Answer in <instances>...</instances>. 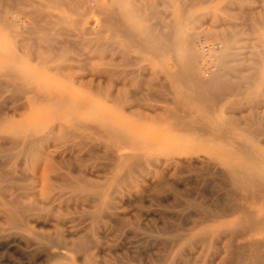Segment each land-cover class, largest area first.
I'll return each mask as SVG.
<instances>
[{"label": "rangeland", "instance_id": "1", "mask_svg": "<svg viewBox=\"0 0 264 264\" xmlns=\"http://www.w3.org/2000/svg\"><path fill=\"white\" fill-rule=\"evenodd\" d=\"M55 1H58L59 3ZM84 1L87 3V5L86 3H84ZM84 1L81 4L83 5L81 8V5H78V4L75 5V7L74 6L72 7L73 3L75 4L74 0L73 2L71 0L70 1L68 0L67 1L66 0H30V1L29 0H20V1L0 0V13L3 10V8L4 10L2 11V13L5 12L7 8H10L9 10L11 11L12 9V11L8 16L9 17L12 16L11 19L15 18L14 25H13V21H10L8 23L9 26H7V24H4L3 23L4 21L0 22L1 24L0 25V54H1L0 67L1 69L5 68L6 66L11 65L14 68H17L18 70L20 69L19 71H24V73L28 75L27 76L23 75L22 77H24L25 79L27 77L28 80L31 81V85L33 86V88L36 87L35 90L40 89L39 91H41L42 89V91H46V89L48 88L55 89L56 91L57 89L58 91L63 90V93L65 92V94L68 96L67 102L68 103L71 102L70 107H72L74 105V102L76 103L77 101V103L75 104V108L72 107L74 111L73 113H75L74 115L70 111L72 108L68 111L65 107L64 108L66 110L63 109L64 105L68 106V103L66 102L65 103L63 102V106L62 104H58V105L55 104L56 106L61 105L59 106V108H62V110L61 109L58 110V107H56V112L54 114L52 113L55 110L54 104H50L49 101L45 103L46 99L42 102L39 100L37 101L32 100L31 102V100L29 99L26 102L27 97L24 94L23 96L24 100H23L22 98L23 93H20L22 91H26V90H23V87L21 91L18 89V91L20 92L16 91L17 89H15L14 91L11 88H6L5 90H2L3 93L0 91V93L2 94V95L0 94V136H1L0 137V191L2 190L1 192L3 193V195H1V192H0V199H1L0 200V264H64L65 260L57 257V254L56 256L54 254L57 249H62L63 251L66 250L64 252L69 254V256L71 255L69 259L72 257L71 259H72V262L74 261L73 262L74 264H86V263L87 264H159V263L163 264L165 261H168V260L171 262V259L172 261L175 259L179 261L182 258V256H180L179 258V255H178L177 258L179 260L177 258L173 259L174 257L177 256L176 251L172 249L174 246L177 247V249L180 247L181 248L186 247V249L182 248L181 252L182 250H183L182 253L187 252L188 254L186 253V255L184 254L183 256L185 257V260H187V262L189 260H190L189 262H191V263L189 262L186 263V261L184 260L182 263H180L183 260L184 258L183 257L181 261H179V264H192L194 262L193 260H196L195 261L196 263L194 264H226V263L227 264H238L236 253H233L235 250L233 252L231 251V254H234V256L236 257L232 258L233 257L232 255L231 258L229 257L230 260L229 259L228 260L224 259V261L222 260L224 258L225 253L228 250L233 249L229 247V249L226 250L228 248V247L226 248L227 245H222L226 243V239H228L226 237L228 236L224 235L225 239L223 237L224 240L222 241V244L220 243L222 240L220 238L222 237L221 234H220L221 236H217L219 237V239L215 238L217 239V241L218 240L220 241V242L218 241L220 244L218 242H210L212 246L213 245L217 246L218 244L221 245V246L218 245L217 248H214V249H213L214 246L211 248L210 243H208L209 241L207 242L208 244H206L205 242L206 245H204L203 242H202L203 244L200 242L201 245H199V242H195V244L197 243L198 244L196 246H194V244H191V247L189 246L190 247L189 248L188 246H186L187 244L186 245L184 244L186 243V239H185V242L179 238L172 239L173 236L178 233L184 234V235L185 234L189 235L191 233L190 235L194 238L200 232V230L205 229V228L210 229V231L212 232H216V228L222 227L221 225H224V222L228 223L239 216L240 213L234 212L236 214L232 215L233 210L230 211L231 209H233L232 206L230 205L235 203L234 201L239 202V200L237 198H235L236 200L233 198L234 192L231 190L232 183L229 180V178H227V176L224 175L226 174V172L221 171V170L226 169V167L224 166H227L228 164H226L225 161H224L225 163L223 162V165L218 164L215 166L213 164L206 163L208 166L210 165L212 168V169L211 168L208 169L210 166L208 167L205 163H202V161L205 162V160H207L210 151L217 150L220 148L231 149L232 146L231 145L230 146L228 145L226 147L221 146L225 138L224 139L223 138L212 139L208 136L207 137L200 136L199 135L200 132L198 131V128H194V129L187 128L186 129L183 127L179 128L181 126L171 127L170 125H168L167 119L162 120L163 118L162 119L159 118L157 114H160L161 111L163 113L165 109L169 108L171 106L170 105L171 102H173V99L176 100L177 98L176 101L181 100V102H185V103L186 101L190 102V99L188 97H183V96H182L183 98L181 97L178 100V97H180V95L183 94V92H185V94L187 92L185 88L183 89L184 85L185 86L187 85L186 87H188V84H186L187 81H184L185 79L183 78L182 73H181L182 71V67L180 64L181 54H179L180 49L182 48V46H184V42H183V37H185L184 32L186 31L185 33L190 34V35L194 34L193 36L192 35L191 36L194 39L193 44L195 47H197V50L199 52V57H200L199 64L201 68L200 75L202 76V78L208 79L210 78L212 73L211 74L209 73V76L207 75V77L204 74V67H205V63L207 62V56L202 51L199 45L200 43L199 41L201 39H205L207 41H212V42L215 41L217 43H220L218 48L213 51L214 52V58H213L214 67L213 68H215L216 67V56L219 53L218 51L224 48V45H223L224 41L226 37H228V34L230 33V31H235V30L240 31L239 39L234 44L235 45L234 51L237 52V58L245 60V62H249V59L252 60L254 53H258L259 51L261 52L264 49V24H263L264 23V0H235V1L233 0H124L125 1L124 3L127 4L126 6L129 5L128 6L129 8L131 7V3L134 2L132 3V5L134 6H132L130 10V12L132 13L131 14L132 18L129 16L131 18L132 27L134 28V29L131 28V31H133V32L130 31L131 33L128 31L130 30L129 27L128 29L126 28L128 33L127 32L120 33V31L119 33H117L118 30L114 25H108L106 24L107 22L105 21L103 22V20H105L104 12L102 14V11L100 12L97 9H98V6L100 5L99 3L106 2L109 0H101V1L92 0V2L91 0H84ZM136 3L137 4L140 3L139 5L141 9H139L140 8L139 6H135ZM192 4L194 6H192ZM88 5L89 7H87ZM78 6H80L81 9ZM134 7H138V9ZM72 8H74V10ZM90 8L93 10H90ZM87 10H88V13L89 12L90 13L86 15ZM132 11H134V13ZM96 12L97 14H100V15H97ZM133 19H135L136 24L133 23L134 22L132 21ZM76 21L78 24L76 23ZM260 21H262L263 23H261ZM51 22L58 23L57 25H55L56 26L55 29L51 28L52 26L54 27V24H55V23L52 24ZM11 23L13 26L11 25ZM103 23H105V25ZM131 23H129L130 26H131ZM169 26L170 28H168ZM164 27L165 28L167 27V28L165 29ZM171 27H172V31H170ZM168 29H170L169 32H167L169 34H168V37H166L165 39V35H167V33L163 34L162 32H166L168 31ZM111 30L112 32L116 30V32H114L116 34L113 33L112 37H110ZM82 31H83L82 33L83 35L87 33L86 35H84V37L81 34ZM151 31L153 32L151 33ZM69 33H71V35ZM149 33H151L152 35L150 36ZM153 33L157 34V37L162 34L160 38L162 40L164 39L163 42L165 40L166 42L162 44V42H160L159 37L157 38L155 35H154L155 37H153ZM46 35H48L49 39L51 40H48ZM64 35H67V37ZM69 35L70 37L71 36L73 37L70 38ZM181 36H182V40H181ZM53 37L55 39H53ZM168 38L171 41L173 39L172 45L175 42L173 46L176 49H173L172 45H171L172 46L171 48L167 47L170 50L166 48L162 49L164 44L166 47V45L170 42L169 41L167 43ZM174 38L175 40L176 38L178 40L174 41ZM258 38L262 40L259 41ZM83 40L84 42H82ZM88 40H91V41H88ZM258 41L261 43H259ZM181 42H182V45H181ZM50 44L53 46H51ZM179 46L180 48H178ZM65 47H66V50H64ZM49 49H52L50 53H49ZM52 51L56 52L57 54L53 53ZM172 53L174 54L172 55ZM78 55L79 57H81L80 59L78 58L79 60L78 62L80 63L77 62ZM262 56L264 57V55ZM51 57H54L53 61L51 60L52 59ZM56 58H57V61H56ZM67 58H69L68 61H67ZM100 59H102V61ZM174 61L175 62L177 61L176 64ZM75 62H77L76 63L77 65L75 64ZM64 63L65 64L67 63L66 66L68 65L67 67L64 66L65 69L67 68L66 71H64L65 69L62 68ZM69 64L72 67L69 66ZM58 65H60V67ZM79 65H81V67H78ZM74 67L76 68L74 69ZM55 68L58 70H54ZM70 68L72 69L70 70ZM262 68L261 70H263L264 72V67ZM104 69L105 71L106 69L108 71H106L105 73ZM69 70L71 71L70 74L68 73ZM72 70L75 72H72ZM57 71L61 73H58ZM98 71H100L101 73H98ZM238 74L239 72H236L234 75L238 76ZM77 77H79L81 80H79V78ZM28 80H26V82L24 80V83L22 81L23 85L20 84L21 86H24V89L28 87H32ZM109 80H111L110 83H109ZM99 81H100V84H99ZM182 82H184L185 84L184 83L182 84ZM25 83L27 86L25 85ZM84 83L87 86L84 85ZM101 85L104 87L105 86L106 87L108 86V87L104 88ZM181 85L183 86L181 87ZM99 86H101L102 88L100 89ZM150 86L153 89H151ZM256 86L258 87L257 90H255ZM147 87H149V90H148V92L150 91L149 93L147 92V89H146ZM121 88L122 89L125 88L124 89L125 91L123 90L122 93H121V90H122ZM155 88H158V90ZM252 88L253 89L255 88L254 89L255 91H253ZM252 88L249 90V93L251 92L250 95H252L251 99L253 98L252 100H254L253 101L254 104H255V101L256 102L258 101L257 103H259L260 105L258 104L257 106V103H256L253 107V103L251 102L250 98H248V100H245V101L243 100L240 103V107H243L242 109L243 112L242 111L239 112L237 114L238 115L237 118H240V116H243V114L245 113L247 114L250 111V113H248L250 116H247V117L250 118L251 121L249 119L246 120L245 116L240 118V120L242 119V121L238 119L239 124H240L239 128H242L241 126L245 127L248 125H249L248 126L249 128H251L252 126L253 128H255L254 125L257 124L258 122L256 118H259L261 116L262 118L264 117V101H263L264 94L262 95L263 92L261 91V90L264 91V80L262 79L255 80V82H253L252 84ZM161 89H163V91ZM107 90L108 91L112 90L113 92H116V93L118 90H120L119 96H121L122 94L125 100L127 97V100L125 101L122 98L123 99L122 101L120 97L119 99L120 103L119 101H117L118 102L117 103L114 100H111V98H109L110 95H115V94L112 92L110 95H108L110 91L107 92ZM178 90L179 91L182 90V93L181 91L179 92ZM171 92L172 93L174 92L173 94H177L178 96L177 95L173 96V94H170ZM252 92L254 93V96ZM260 92H261L260 94L261 97L259 96ZM178 93H181V94L179 95ZM249 93H248V97H250ZM255 93H258V94H255ZM257 95L262 100L259 97H257ZM16 96L19 98H16ZM167 99L170 103H168ZM79 103L83 104V107L81 104L79 105ZM232 103H233L232 97L229 95V97H227L226 100L223 99V102L220 101L219 102L220 105L218 104L219 107L218 106L216 107L218 109H214V110L217 111L220 109L222 110L225 109V112L226 111L230 112L231 110L230 107ZM246 103L250 105L252 104L251 109L249 108L250 110L248 109V104ZM77 104L81 110L85 108L82 112H79L80 114H76V112L80 111L78 107L76 108ZM84 105H86L87 107H84ZM151 105H153V107L149 108ZM155 105L159 106L160 109L159 107H157L156 109ZM190 105H192L190 106V108L192 109L191 111L193 110L196 111V113L195 111H193V114L190 116L194 118L198 117L199 115L197 116V113L200 114V111L198 112L197 110H200V107L198 109V106L196 104L193 105L192 102L190 103ZM162 106L164 107V110L162 109ZM165 106L167 108H165ZM67 108L69 109V107ZM253 108L257 110L255 111ZM74 109L76 110L78 109V110L75 112ZM63 110H65L64 114H66L67 112L68 115H62ZM156 110H158V112L153 113ZM57 111L61 113L60 116L62 117L65 116V119H62L61 117L62 119L61 120L59 113H57ZM140 111L143 112V114L140 113ZM68 112H71L70 116ZM150 112L155 115V116L153 115L155 118L156 117L158 118L156 119L154 118L155 120L152 119L153 117L149 119V116L151 117L152 115ZM205 112L206 114L205 115L203 114L202 116L201 114ZM81 113H83L84 115L83 118H82ZM87 113H90L88 114V117H87ZM240 113L241 115L239 116ZM52 114L54 116H52ZM201 114L199 118L196 119V120L199 119L198 120L199 122L197 121L198 125L205 124V123L210 124L211 121L213 122V119L214 121L217 119V112H214V111H213V115L212 113L208 114V111L201 112ZM55 115H56V119H55ZM252 115L253 117L251 118ZM91 116L93 118L91 120L88 119L89 117L91 118ZM190 116H188V119H191ZM71 117L72 119L78 120V121L77 120L75 121L76 124L78 122L77 126H75V129L79 126V122L80 124L82 123L83 124L85 123L94 124L95 123L94 125L96 124L102 125L103 123V126L104 124H107L108 122L110 123L107 124L109 126L107 125L104 126V127L107 126L106 127L107 129H105L102 126L104 129L102 128V130L100 129V131L99 129L97 130L96 128L95 129L97 131L96 130L92 131V129L88 130L84 128L79 130L80 127H78L77 129L80 132H77L76 131L77 129L75 130L73 128L75 122L74 120L71 119ZM140 117L142 119H140ZM207 117L208 119H211V120H207ZM69 118L71 120H69ZM80 118L82 120L86 118L85 122L82 120L80 121ZM103 118L104 119L106 118L105 121L103 120ZM194 118H192V120L194 121V124L197 125ZM262 118L261 119L259 118L260 119L259 121L261 122L262 125L260 124V122H258V124L261 125L260 128H264V125H263L264 118L263 119ZM51 119L52 121L55 120V122L54 121L52 122ZM94 119L97 122H95ZM60 120L61 121L64 120L63 122L65 123V125L62 122H60ZM87 120H89V122H87ZM121 120H123V122ZM243 120L245 121L243 122ZM99 121H101L102 123H99ZM56 122L62 123L60 124L61 126L63 125L66 126L65 135L72 132L71 134L73 135L68 134L66 136V138L70 136L69 137L70 139H68L69 142L62 143V140H66V138L64 137V133H61L63 132L64 127H61L59 124H56ZM120 122H122L123 124ZM113 126H115L116 129ZM52 127L53 129H51L52 130L51 131L50 128ZM134 127L136 128L139 127L138 128L139 130H136V128L134 129ZM54 128H56L55 129L56 132H53ZM246 128L247 127H245V129ZM114 129L117 131L118 134L116 133V131H114L113 133ZM245 129H243L244 131H246L244 132L246 133L245 134L246 136H244V138L245 137L247 138L250 135H252V133L250 134V132ZM103 130H106V131H103ZM127 130H129L130 133H128L129 131ZM232 130H238V129H232ZM74 131L76 132L74 133ZM111 131H112V134L110 133ZM124 131H126L125 132L126 134L131 135V139L133 141L130 140L129 138L130 136L128 137L126 136L128 141L124 139L125 137ZM259 131L261 134H264L263 130H259ZM31 132L36 134L37 137L41 136L40 139H37V137H35L36 135L34 134L32 136ZM52 132L53 134H51ZM81 132H83V135L80 134L81 135V138H80V135L77 133H81ZM119 132L121 133L123 132L122 133L123 138H119L120 136ZM92 133L93 134L96 133L97 136L95 137V135H93ZM258 133L259 132L257 131L256 135ZM54 134H56L57 137ZM74 134L78 135L77 136L78 141L77 139H75L76 136ZM11 135H13L12 136L13 138H11ZM21 135H30L31 138L34 137V139L35 138L37 139V140L35 139L36 141L34 140L31 143L32 147L30 148H33V150H31L33 152H28V154L33 153L31 157H29L30 155H28L27 152H22L19 154V151H22V150L19 149V147L17 149L16 146L12 145V141L14 140V137L18 138L16 136L21 137ZM45 135L48 136L46 137V139H45ZM61 135L65 139L62 138V140H60L62 137ZM109 135L111 137V140L109 139L110 138ZM58 136L60 137V139H58ZM257 136L258 137H255V140H254V135L253 137L250 136L252 140L249 137L250 139L247 138L249 141H246V143L248 146L252 145L251 147L255 148V150L259 149L260 151L258 150L257 152L259 154L256 153L257 154L256 156L261 158V156L264 157V135L262 136L257 135ZM260 136L262 137V139ZM42 137L45 140H41ZM49 137L51 138L47 139ZM53 137H56L58 140H56ZM83 137L85 138L88 137L89 141L87 139H84ZM114 138L116 139L114 140ZM83 139L85 141H83L82 143ZM122 139H123V143H126V144H122V141L119 142V140H122ZM144 139H146L145 141H149L153 143L152 147L149 148L148 151H147L148 147L144 148L145 150H143L142 143L145 142ZM1 140L3 141L5 140V141L3 142ZM6 140L7 141L9 140V141L7 142ZM59 140L62 143L60 147L57 145V144H60ZM90 140H92L91 141L92 143L97 141L96 143L100 144V145L98 144V146L95 149L96 153L90 152V151L86 152L84 149V148H87L86 145H88ZM113 140L114 142H112ZM135 140H137L136 146L140 145L139 147H136V146L134 147L135 144L133 143L134 142L136 143ZM72 141L74 144H71ZM75 141L76 143L80 142L79 144H77L79 147H77ZM99 141H101V143H104V144L107 143L105 145H109V146L112 145L111 151H113L114 149L115 152L114 151L113 153L110 152V147H107L108 150H104L106 148L101 146V143ZM129 141H130L131 146L133 145L134 148L129 147L130 146L129 143H128L129 146H127L128 145L127 142ZM252 141L253 143L250 144L249 142H252ZM55 142L57 143L55 144ZM34 143L36 144L37 149L39 151H36L37 149ZM41 143L42 145H40ZM84 143H85V147H84ZM113 143L118 144V147H120L121 145L120 147L121 150L119 149L118 151L117 145ZM10 144L14 147L12 146H11L12 148L9 147ZM38 144L40 146H38ZM44 145L46 147L50 145L49 148L51 149L54 145L59 147V149H65L66 145H67V148L69 145L70 146L73 145V146H71L72 150L70 149L67 150L66 148L65 150L66 152H64V154H62L61 157L60 155L53 157L54 159L46 157V161H45V156H43L44 154L41 153L42 152L41 147L42 146L44 147ZM80 145L81 146L83 145L82 147L83 150L80 148L81 147ZM34 148L36 150H34ZM103 151H106V152H103ZM107 151H109L110 154H114L113 156L115 155L117 156V154H119L122 151L125 153L126 158L121 157L118 160L119 163L116 161L118 165L116 164V162L115 164H113L114 157L111 155L113 157L112 159V157L109 156L110 154ZM46 152L49 153V151L47 150ZM128 152H130L129 154L131 156L128 155ZM48 153H46V155ZM91 153H94V154L92 155ZM106 153H108L109 155ZM138 153L139 155H137ZM73 154L75 155L78 154L79 157H81L80 162H79V158L77 157L75 158V155ZM171 155H174L176 157L175 158L173 156L171 159L172 161H170L169 159L171 158ZM156 156H158V158ZM166 156L169 158H166ZM186 156L188 157L198 156V157L197 159L191 160L192 162L194 161L193 163L190 161V162H187L186 164L185 158L183 159V157H186ZM202 156H205L206 158L205 157L203 158ZM82 157L84 158L82 159ZM147 157L150 160L152 159V161L148 162L149 161L148 160L147 163L145 162L142 163V161H145V159H148ZM177 157L181 161L183 159L182 161L183 163L181 161L179 163V160L174 161L173 158L177 159ZM31 158L33 161L30 160ZM130 158L134 160L136 159L138 161L135 164L137 168L133 167L134 169L132 170L131 173L127 167L128 164H126V162L129 163ZM159 158H160V162L162 161V159L166 158L168 159L166 163H169V162L174 163L176 161L177 163L173 165H170L169 163L170 167H168L169 165L167 166V164L166 165L163 164V162L165 163L166 159L162 163H160ZM108 161H111V164ZM51 163L52 165H55L53 166L54 168L52 167ZM148 163L150 165L153 164L152 167L154 165L158 166V164H159L158 167H161L162 164L163 166L161 169H159L158 167L155 168V166L152 168ZM190 163H192V165ZM122 164H124L125 166H123ZM144 165L145 166L149 165L148 169L147 167L144 168L145 167ZM108 166H110V168ZM218 166H221L219 167L220 168L219 172H217ZM215 167H217V169H215ZM154 168L155 169L158 168L157 171L154 172V170H151ZM61 170L62 172H60ZM55 171L56 173H54ZM69 171L72 172V173L70 172V174L72 175L73 178L69 174ZM138 171L140 173H138ZM146 171L148 172L150 171V172L148 173ZM220 172L224 174L222 175ZM62 173H64L66 178L70 175L68 178L71 179V182L69 181L68 178L67 179L64 178L65 176ZM122 173H125V174H122ZM58 175H62L64 179H62L61 177H58ZM124 175L125 176L128 175L126 176L127 178ZM224 176L226 177V179ZM47 177L48 178L50 177L51 179L50 178L47 179ZM13 178L15 180H13ZM59 178L62 179V181ZM122 178L125 180H122ZM119 179L122 180L121 183ZM57 180L58 182L60 181L62 185H59L60 182L58 183ZM124 181L125 182L128 181V182L124 183ZM86 183L87 185H85ZM92 183L93 185H95L96 191L94 190V186L92 185ZM119 183L122 185H120ZM15 185L19 187H16ZM97 185L98 187H100L99 189L97 188ZM59 186L61 188H59ZM75 186H77V189H75L76 188ZM15 187L20 190L15 189ZM22 188L24 191L22 190ZM51 188H53L54 190L57 189L56 190L57 194H59L58 192H60L64 196V198L60 194H59L60 195L59 197L58 195L54 196L53 194L56 192H54V190L51 192L49 190ZM65 188L68 190H66ZM84 188H86L88 192L85 191L86 189ZM114 188L115 190H113L112 192V189ZM82 190H84L86 193H89L87 195H90L91 197H92V194L94 196L99 195L95 198L92 197V199H97L98 201L96 200L92 201L90 199V196L88 199H86L87 196L86 198L84 197V194L86 193H84V191ZM19 191L22 192V194ZM93 191H95L96 193L95 192L93 193ZM48 192H51V193H48ZM67 192H71L69 196H67L68 195ZM75 192L76 194L77 193L78 194L77 195L74 194ZM79 192H81L80 194H82V196L79 194ZM4 193H7V196L5 198L3 197L5 200H2L3 199L2 196H4ZM8 193L10 194V196ZM12 193H14L13 194L14 196L12 195ZM72 193L74 194V196L72 195ZM228 193L230 194L229 196H228ZM259 194H258L259 197L262 196L259 199V201L256 200V197H255V195L257 194L254 195V199H253L254 200L253 202L257 203L256 205L255 204L253 205L254 208L252 206V208L256 210L257 212V213L255 212L256 215L264 213V207L263 208L261 207V205L264 206L263 204H261L264 202L263 200L264 197L262 194H260L261 196ZM78 195L79 197L81 196V198L83 199L81 198L78 199ZM11 196L15 198L13 197L11 198ZM110 196L112 199L109 198ZM248 196H249V193H248ZM16 198H19V199H16ZM51 198H53L52 199L53 201L51 200ZM8 199L12 203L13 201H15L17 204V205L15 204V206L19 208L18 211H20L18 213L17 220L15 221L14 225H13L14 222H12L10 219L8 220L9 217L4 212V210H2V209H5L4 207H6L5 205L7 203H9L7 204V208L12 207L11 205L13 204L10 203ZM18 200L21 201L20 206L18 205L19 203H17ZM229 200H230V203H227V201ZM251 201H252V198H251ZM257 201L260 203H258ZM50 202L52 204H50ZM105 204L109 206L111 205L110 206L111 208L107 207ZM31 205L33 206L31 207ZM52 205L54 207H51ZM258 205L261 208L260 207L258 208ZM229 206L231 207V209H229L230 208ZM20 207H21V210H20ZM24 207L26 209V212H22L24 210ZM203 207H207L211 210L213 209L219 210V212L223 211L225 213H228L227 215H229V213L231 212L232 216L229 215V217L228 216L226 217L225 213L224 215L221 213V215H217V217L216 215H213V219L214 217H216L215 218L216 221H218V219L219 220L222 219V220L216 222L217 224L214 222V220L213 221L211 220L213 222L211 223L209 221L210 216L207 215L206 217L207 213H205ZM112 209H114V212ZM200 209L204 212H202ZM260 210L262 213H260ZM20 213H23V216H21L22 214ZM24 213H26L27 215ZM111 213L113 215L115 214V216L113 217L112 215H110ZM97 214L98 215L100 214L99 217L97 216ZM222 215H223V218L221 217ZM233 216L234 217L236 216V217L233 218ZM230 218H233V219H230ZM205 219H207V221L209 222L203 223ZM224 219H227L228 221L227 220L224 221ZM18 220H20V222ZM91 222H93V224ZM208 223L209 225L205 226ZM218 223L220 224L219 226H218ZM108 225L111 227H109ZM90 228L92 229L90 230ZM190 235L189 237H191ZM42 236H45V237H42ZM60 238L62 239L59 240ZM179 240H181L180 244H179ZM168 241H170L172 244ZM175 241H177L178 243L177 242L175 243ZM228 242L229 241H227V243ZM182 243H183V246H181ZM171 245L173 246L171 247ZM202 245L203 247L207 246V248L203 250ZM209 246L211 249L209 248ZM187 248L189 249V251H187ZM50 249H52V251ZM168 251L170 253H168ZM173 251L175 254L173 256L171 255L172 257L170 259L169 258L170 256H168V254L169 255L171 253L173 254ZM199 251L200 252L203 251V252L200 253ZM201 254L203 258L202 256L200 257ZM228 254L230 253L228 252ZM227 255L225 256V258H227L228 256H231V255H228V256ZM193 256L196 258L194 259ZM162 257H164V260L166 258H168V260L166 259L164 261ZM62 260L64 262H62ZM176 260L173 262H175V264L176 263L178 264ZM170 262H167L166 264H169ZM173 262H171V264H174ZM241 262H242V259H241Z\"/></svg>", "mask_w": 264, "mask_h": 264}, {"label": "bare ground", "instance_id": "2", "mask_svg": "<svg viewBox=\"0 0 264 264\" xmlns=\"http://www.w3.org/2000/svg\"><path fill=\"white\" fill-rule=\"evenodd\" d=\"M17 1H20V0H17ZM30 1V0H29ZM67 1V0H66ZM68 1H70V0H68ZM72 2H73V0H71ZM83 1L84 0H74V2H75V4L73 3V5H72V3H71V5H72V7L74 6L75 7V5H81L82 3H83ZM99 1V0H98ZM101 1V0H100ZM110 1V0H109ZM109 1H106V2H101V3H99L100 5L98 6V11H102V14H103V12H104V15H105V20H103V22L105 21V22H107L106 24H108V25H114L116 28H117V30H118V32L117 33H119V31H120V33L121 32H127L128 33V31L130 32L131 31V28H133L132 27V23H131V12H130V10H131V7L132 6H134V5H132V3H134V2H132L131 3V7L129 8L128 6H126L127 4H125L124 2V0H111L110 2ZM233 1H235V0H233ZM232 1V2H233ZM50 2H52V1H50ZM55 2H58V1H55ZM91 2H92V0H91ZM180 2V1H179ZM182 2V1H181ZM231 2V3H232ZM17 3V2H16ZM59 3V2H58ZM84 3H86L85 1H84ZM39 4H41V3H39ZM140 3H136V5L135 6H139L140 7V5H139ZM185 4V3H184ZM191 4V3H190ZM201 4V3H200ZM60 5H61V3H60ZM86 5H87V3H86ZM98 5V4H97ZM82 6L83 5H81V8H82ZM192 6H194L193 4H192ZM200 6V5H199ZM38 7V6H37ZM79 8H80V6H78ZM87 7H89V5L87 6ZM144 7V6H143ZM142 7V8H143ZM3 8V7H2ZM6 8V7H5ZM47 8V7H46ZM62 8V7H61ZM80 8V9H81ZM134 8H137L138 9V7H134ZM10 8H7L6 9V11L5 12H3L2 13V11L4 10V8H3V10L1 11V13H0V22H3L4 24H7V26H9V22L10 21H13V25H14V23H15V21H14V19L15 18H12L11 19V17L12 16H8L10 13H11V11H12V9H11V11L9 10ZM68 9V8H67ZM73 10H74V8H72ZM71 9V10H72ZM76 9V8H75ZM85 9V8H84ZM83 9V10H84ZM89 9V8H88ZM139 9H141V7L139 8ZM188 9V8H187ZM72 10V11H73ZM90 10H93V9H91L90 8ZM89 10V11H90ZM16 11V10H15ZM42 12V11H41ZM78 12V11H77ZM133 13H134V11H132ZM44 13V12H43ZM75 13V12H74ZM85 13V12H84ZM90 13V12H89ZM88 13V10H87V13H86V15L87 14H89ZM95 13V12H94ZM99 13V12H98ZM156 13V12H155ZM154 13V14H155ZM242 13V12H241ZM46 14V13H45ZM47 14H49V13H47ZM79 14H80V12H79ZM96 14H97V12H96ZM101 14V15H102ZM136 14V13H135ZM57 15V14H56ZM85 15V14H84ZM97 15H100V14H97ZM145 15V14H144ZM148 15V14H147ZM183 15V14H182ZM15 16V15H14ZM13 16V17H14ZM50 16V15H49ZM131 18H130V17ZM134 16V15H133ZM30 17V16H29ZM54 17V16H53ZM52 17V18H53ZM104 17V16H103ZM135 17H136V15H135ZM138 17V16H137ZM153 17V16H152ZM263 17V16H262ZM37 18V17H36ZM51 18V19H52ZM58 18V17H57ZM33 19V18H32ZM56 19V18H55ZM64 19V18H63ZM259 19V18H258ZM49 20V19H48ZM47 20V21H48ZM144 20V19H143ZM54 21V20H53ZM56 21V20H55ZM59 21V20H58ZM132 21H134L133 23L134 24H136L135 22V19H133ZM162 21V20H161ZM165 21V20H164ZM163 21V22H164ZM172 21V20H171ZM17 22H18V20H17ZM57 22V21H56ZM56 22H51L52 24H54V27L52 26L51 28H53V29H55V25H57L58 23H56ZM80 22V21H79ZM163 22H162V24H163ZM261 23H263L262 21H260ZM64 23V22H63ZM74 23V22H73ZM76 23H77V21H76ZM129 23H131V26L129 25ZM165 23V22H164ZM257 23V22H256ZM259 23V22H258ZM49 24V23H48ZM62 24V23H61ZM78 24V23H77ZM104 25H105V23H103ZM144 24V23H143ZM264 24V23H263ZM1 25V24H0ZM11 25H12V23H11ZM12 25V26H13ZM50 25V24H49ZM63 25V24H62ZM72 25V24H71ZM107 25V26H108ZM5 26V25H4ZM12 26H11V28H12ZM24 26V25H23ZM46 26V25H45ZM114 26H112V27H114ZM168 26V25H167ZM28 27V26H27ZM128 27H129V29L130 30H128L127 31V29H128ZM16 28V27H15ZM75 28V27H74ZM111 28V27H110ZM127 28V29H126ZM142 28V27H141ZM165 28V27H164ZM167 28V27H166ZM165 28V29H166ZM168 28H170V26L168 27ZM259 28H260V26H259ZM263 28V27H262ZM19 29V28H18ZM40 29V28H39ZM57 29V28H56ZM62 29V28H61ZM134 29V28H133ZM132 29V30H133ZM163 29V28H162ZM162 29H161V31H162ZM59 30V29H58ZM63 30V29H62ZM78 30V29H77ZM113 30V29H112ZM112 30H111V35H110V37H112V34L114 33V32H116V30H114V32H112ZM160 30V29H159ZM169 30L170 29H168V31H166V32H162L163 34L164 33H167V32H169ZM8 31V30H7ZM17 31V30H16ZM24 31V30H23ZM150 31V30H149ZM170 31H172V27H171V30ZM183 31V30H182ZM59 32V31H58ZM60 32H62V31H60ZM131 32H133V31H131ZM130 32V33H131ZM153 31H151V33H152ZM186 32V31H185ZM184 32V34H185V37H183V42H184V46H182V48L180 49V53L179 54H181V56H180V64H181V67H182V71H181V73H182V76H183V78L185 79L184 81H187V83L186 84H188V87H186L185 85H184V87H183V89L185 88V90H187V92H186V94H185V92H183V94H181L182 93V90H180L181 91V93H178L179 95H180V97H178V100H179V98H181L182 96L183 97H188L189 99H190V102H188V101H186V103L185 102H181V100L180 101H176L177 100V98H176V100H174L173 99V102H171V106L169 107V108H167L166 106H165V108H167V109H165V111L162 113V111L160 112V114H157V116L159 117V118H163L162 120H166L167 119V121H168V125H170L171 127H177V126H181V127H179V128H189V129H194V128H198V131L200 132V136H205V137H210V138H212V139H215V138H225L224 139V141H223V144H221V146H232V148L231 149H225V148H220V149H217V150H213V151H210V153H209V155H208V158H207V160H205V162L204 161H202V163H208V164H213L214 166L215 165H218V164H222L223 165V162L225 161L226 162V164H228L227 166H224V167H226V169H224V170H221L222 172H226V174H224L225 176H227V178H229V180L231 181V185L233 186H231V190L234 192V197L233 196H231V197H233L234 199L235 198H237L238 200H239V202H236V201H234L235 203H233V204H231L230 206H232V208L233 209H231V207L229 208V209H231L230 211H232L233 210V214L230 212L229 213V215H234V214H236L237 212L238 213H240L239 214V216L237 217V218H235L234 216H233V218H235L234 220H232V221H230V222H228V223H226V222H224V221H226L227 219H224V225H221L222 227H218V228H216V232H212V231H210V229H208V228H205V229H202V230H200V232L196 235V233H195V237L193 238L190 234V236L192 237H189V235H187V234H180V233H178V234H176V235H172L173 236V238L172 239H174V238H179V239H182V241H184L185 242V239H186V243H184L186 246H190L191 247V244H194V246H196L197 244H195V242H199V245H201L200 244V242L202 243H204V245H206V244H208V243H210V242H218L217 241V239H215V238H218L219 239V237H217V236H221L222 235V237H220L221 239V244H222V241L225 239V236H228V237H226V238H228V239H226V243H224V244H222V245H227L226 246V250H228L229 249V247L230 248H233V249H231V250H228L226 253L228 254V252L230 253V254H228V255H231V256H228L226 253H225V255L224 254H222V255H224V258L222 259L223 261H224V259H229L230 260V258L232 257V255H233V257L232 258H234V257H236L237 259H238V264H264V213H262L261 212V210H260V213H262V214H258V215H256V210H254L253 208H254V204L256 205L257 203H255V202H253L254 200V195L255 194H257V195H255V197H256V200H258L259 201V199L262 197L260 194H262L263 195V197H264V157L263 156H261V158H259V157H257L256 155L257 154H259V153H257L258 152V150L256 149L255 150V148H252L251 146L252 145H250V146H248L247 145V143H246V141H249L248 139H250L251 137H253V135H254V140H255V137H258L257 135H264V134H261L260 133V131L259 130H263L264 131V128H260L261 127V122L259 121L261 118H262V116L261 117H259V118H256V120L258 121V122H260V124H258V122H257V124H255L254 126H255V128H253V126L251 127V128H249L248 126H245V127H247L246 129H245V127L244 126H241L243 129H245V130H248L249 132H250V134L252 133V135H250L249 137H245L244 138V136H246L245 134L246 133H244V132H246V131H244L242 128H239L240 127V124H239V120H240V118H242V117H246V120L247 119H249L250 120V118H248L247 116H250L248 113H250V109H251V105L250 104H248V103H246V104H248V115L246 114H243V116H240L241 115V113L239 114V116H240V118H237V114L239 113V112H243V107H240V103L244 100H248V98H250V100H251V102L253 103V101L254 100H252L251 99V96L252 95H250V93H249V90L252 88V84H253V82H255V80H264V72H263V70H261V68L262 67H264V57L262 56V55H264V49L260 52H258V53H254L253 54V58H252V60L251 59H249V62H245V60H242V59H239V58H237V52L236 51H234L235 49V43L238 41V39H239V36H240V31H237V30H235V31H230V33L228 34V37H226V39H225V41H224V48L223 49H220L218 52V55L216 56V67L215 68H213L212 69V71H210V74L212 73V75L210 76V78H208V79H204V78H202V76L200 75L201 73H200V64H199V52H198V50H197V47H195L194 46V44H193V35L191 36L190 34H186ZM51 33V32H50ZM55 33H56V31H55ZM75 33V32H74ZM78 33H80V32H78ZM77 33V34H78ZM83 33V31L81 32V34ZM85 33V32H84ZM151 33H149L150 34V36L152 35ZM173 33V32H172ZM172 33H171V35H172ZM177 33V32H176ZM188 33V32H187ZM23 34V33H22ZM70 35H71V33H69ZM87 33H85L84 35H86ZM114 34H116V33H114ZM168 34L169 33H167V35H165V39H166V37H168ZM61 35V34H60ZM70 35H69V37H70ZM83 35V34H82ZM84 35H83V37H84ZM132 35V34H131ZM157 37V34H154L153 33V37H155V36ZM171 35H169V36H171ZM177 35V34H176ZM64 36H66L67 37V35H64ZM75 36V35H74ZM146 36V35H145ZM149 36V35H148ZM160 36H162V34L160 35ZM160 36H158L159 38H160ZM164 36V35H163ZM183 36V35H182ZM182 36H181V40H182ZM46 37L48 38V40H51V39H49V36L48 35H46ZM58 37V36H57ZM71 37H73V36H71ZM70 37V38H71ZM76 37H78V36H76ZM136 37V36H135ZM135 37H133V38H135ZM157 37V38H158ZM81 38V37H80ZM156 38V39H157ZM164 38V37H163ZM173 38V37H172ZM53 39H55L54 37H53ZM73 39V38H72ZM86 39V38H85ZM89 39V38H88ZM131 39V38H130ZM155 39V40H156ZM180 39V38H179ZM259 39V41H261L260 40V38H258ZM60 40V39H59ZM62 40V39H61ZM75 40V39H74ZM78 40H79V38H78ZM87 40V39H86ZM92 40V39H91ZM91 40H88V41H91ZM140 40V39H139ZM158 40V39H157ZM156 40V41H157ZM164 40V39H163ZM163 40L160 38V42H162V44L164 43V42H166V40L163 42ZM176 40H178L177 38H176ZM175 40V38H174V41H176ZM56 41V40H55ZM65 41V40H64ZM68 41V40H67ZM76 41V40H75ZM170 41V42H169ZM172 41H173V39H172ZM169 38L167 39V45H166V47H165V44H164V46H163V48H162V46H161V48L162 49H164V48H166V49H169V48H167V47H172L174 44H175V42H174V44L172 45V42ZM258 41V42H259ZM50 42V41H49ZM63 42V41H62ZM82 42H84V40L82 41ZM118 42V41H117ZM79 43V42H78ZM77 43V44H78ZM81 43V42H80ZM88 43V42H87ZM86 43V44H87ZM259 43H261V42H259ZM53 44H54V42H53ZM56 44V43H55ZM67 44V43H66ZM84 44V43H83ZM89 44H90V42H89ZM51 45V44H50ZM57 45H59V44H57ZM81 45V44H80ZM85 45V44H84ZM84 45H83V47H84ZM172 45V46H171ZM178 45V44H177ZM181 45H182V42H181ZM196 45V44H195ZM51 46H53V45H51ZM50 46V47H51ZM86 46V45H85ZM112 46V45H111ZM61 47H63V46H61ZM78 47V46H77ZM82 47V46H81ZM160 47V46H159ZM175 47H176V45H175ZM199 47V46H198ZM76 48V47H75ZM128 48V47H127ZM173 49H176V48H174V46L172 47ZM178 48H180V46L178 47ZM80 49V48H79ZM116 49V48H115ZM200 49V48H199ZM52 49H49V53H50V51H51ZM55 50V49H54ZM64 50H66V47H65V49ZM125 50V49H124ZM150 50V49H149ZM170 50V49H169ZM201 50V49H200ZM60 51H61V49H60ZM70 51V50H69ZM166 51V50H165ZM176 51V50H175ZM53 53H56V52H54V51H52ZM59 52V51H58ZM62 52H64V51H62ZM78 52H80V51H78ZM125 52V51H124ZM70 53V52H69ZM95 53V52H94ZM157 53V52H156ZM57 54V53H56ZM60 54V53H59ZM91 54V53H90ZM174 53H172V55H173ZM47 55H48V53H47ZM0 56H1V54H0ZM52 56V55H51ZM55 56V55H54ZM81 56V55H80ZM101 56V55H100ZM103 56V55H102ZM257 56V57H256ZM56 57V56H55ZM58 57V56H57ZM52 59V61H53V59H54V57H51ZM78 58L80 59L81 57H79V55H78V57H77V62L79 61L78 60ZM170 58V57H169ZM68 59L69 58H67V61H68ZM91 59V58H90ZM93 59V58H92ZM106 59V58H105ZM122 59H124V58H122ZM3 60V59H2ZM16 60V59H15ZM63 60V59H62ZM73 60V59H72ZM101 61H102V59H100ZM48 61V60H47ZM55 61V60H54ZM56 61H57V58H56ZM179 61V60H178ZM248 61V60H247ZM2 62V61H1ZM43 62V61H42ZM69 62H71V61H69ZM77 62H75V64L77 63ZM111 62V61H110ZM171 62V61H170ZM175 62V61H174ZM177 62V61H176ZM176 62H175V64H176ZM61 63V62H60ZM78 63H80V62H78ZM87 63V62H86ZM62 64H63V62H62ZM67 64V63H66ZM66 64L64 63V65H63V67H62V65H61V67L62 68H64L65 69V67L64 66H66ZM83 64V63H82ZM174 64V63H173ZM77 65V64H76ZM59 67H60V65H58ZM57 66V67H58ZM68 66V65H67ZM66 66V67H67ZM69 66H71L70 64H69ZM75 66V65H74ZM56 67V66H55ZM58 67V68H59ZM72 67V66H71ZM77 67V66H76ZM76 67H74V69L76 68ZM78 67H81V65H79ZM84 67V66H83ZM175 67V66H174ZM61 68V69H62ZM85 68V67H84ZM51 69V68H50ZM63 69V70H64ZM67 69V68H66ZM66 69L64 70V71H66ZM72 68H70V70H71ZM263 69V68H262ZM20 70V69H19ZM17 68H14L13 66H6L5 68H3V69H1V67H0V91L2 92V90H5L6 88H11V89H13L14 91H15V89H17L16 91H18V89L21 91V89H22V87H23V90H26V91H22V92H20V91H18V92H20V93H23L22 94V98H23V96H24V94H25V96L27 97L26 99V102L30 99L31 100V102H32V100H39V101H44L45 99V103H47L48 101H49V103L50 104H54V111L52 112V113H54L55 114V112H56V107H58V110L59 109H61L62 110V108H59V106H61V105H59V106H56L55 104H62V106H63V102L65 103H68L67 102V99H68V96L65 94V92L63 93V90L62 91H58V89H57V91L55 90V89H51V88H48V89H46V91H42V89H41V91H39V90H35V88L36 87H34L33 88V86L31 85V81H29L28 80V78L26 77V79L24 78V77H22L23 75H26L25 73H24V71H19ZM54 70H58V69H54ZM53 70V71H54ZM69 70V74H70V71ZM79 70H80V68H79ZM101 70H103V69H101ZM100 70V71H101ZM137 70V69H136ZM62 71V70H61ZM100 71H98V73H101ZM104 71H105V69H104ZM106 71H108L107 69H106ZM106 71H105V73H106ZM55 72V71H54ZM58 73H61V72H59V71H57ZM72 72H75V71H73L72 70ZM79 72V71H78ZM168 72H169V70H168ZM236 72H239V74H238V76L237 75H234ZM27 73V72H26ZM134 73V72H133ZM31 74V73H30ZM77 74V73H76ZM102 74H103V72H102ZM138 74V73H137ZM28 75V74H27ZM26 75V76H27ZM72 75V74H71ZM80 75V74H79ZM95 75V74H94ZM203 75V74H202ZM39 76V75H38ZM87 76V75H86ZM169 76H170V74H169ZM175 76V75H174ZM208 76H209V74H208ZM95 77V76H94ZM100 77V76H99ZM108 77V76H107ZM179 77V76H178ZM206 77H207V75H206ZM77 78H79V77H77ZM81 78H83V77H81ZM173 78V77H172ZM182 78V77H181ZM22 79V80H21ZM74 79H76V78H74ZM83 79H85V78H83ZM95 79V78H94ZM21 80V81H20ZM24 80H25V82H26V80H28L29 82H30V85L32 86V87H28V88H26V83H25V88L26 89H24V86H21V85H23V83H24ZM31 80V79H30ZM33 80V79H32ZM79 80H81L80 78H79ZM78 80V81H79ZM90 80V79H89ZM22 81H23V83H22ZM27 81V82H28ZM87 81V80H86ZM178 81V80H177ZM28 82V83H29ZM94 82V81H93ZM111 82V80H109V83ZM261 82V81H260ZM33 83V82H32ZM74 83V82H73ZM80 83V82H79ZM91 83H92V81H91ZM162 83V82H161ZM184 82H182V84H183ZM21 84V85H20ZM98 84V83H97ZM96 84V85H97ZM99 84H100V81H99ZM98 84V85H99ZM124 84V83H123ZM185 84V83H184ZM258 84V83H257ZM29 85V86H30ZM47 85V84H46ZM84 85H86L85 83H84ZM113 85V84H112ZM50 86V85H49ZM87 86V85H86ZM93 86V85H92ZM102 86V85H101ZM99 86V88L101 89L102 87H104V86ZM163 86V85H162ZM162 86H161V88H162ZM173 86V85H172ZM183 85H181V87H182ZM52 87V86H51ZM85 87V86H84ZM106 87V86H105ZM104 87V88H105ZM108 87V86H107ZM106 87V88H107ZM151 87V86H150ZM157 87V86H156ZM97 88V87H96ZM95 88V89H96ZM167 88V87H166ZM172 88V87H171ZM187 88V89H186ZM256 88V89H255ZM254 89L255 90H257L258 89V87L256 86ZM98 89V88H97ZM99 89V90H100ZM109 89V88H108ZM122 89V88H121ZM125 88H123L122 90H121V93L123 92V90H124ZM147 89V92H148V90H149V87H147L146 88ZM145 89V90H146ZM151 89H153L152 87H151ZM150 89V90H151ZM155 89H157L158 90V88H155ZM154 89V90H155ZM174 89V88H173ZM253 89V88H252ZM253 89V91H255ZM44 90V89H43ZM143 90V89H142ZM162 91H163V89H161ZM184 90V91H185ZM260 90V89H259ZM110 91V90H109ZM108 90H107V92H109ZM113 91H114V89H113ZM112 90L109 92V94L108 95H110L112 92H113ZM125 91V90H124ZM167 91V90H166ZM179 91V90H178ZM179 91V92H180ZM263 93H262V95L264 94V91L263 90H261ZM127 92V91H126ZM147 92H145V93H147ZM150 92V91H149ZM148 92V93H149ZM153 92V91H152ZM175 92V91H174ZM173 92V93H174ZM258 92V91H257ZM3 93V92H2ZM115 95H110V97L109 98H111V100H114L115 102H117V101H119V103H120V97H121V99L123 98L124 99V96H122V94H121V96H119L120 95V90H118L117 91V93L116 92H113ZM144 93V92H143ZM160 93H161V91H160ZM172 92L170 93V94H173ZM248 93H249V96L250 97H248ZM1 94V93H0ZM125 94V93H124ZM152 94V93H151ZM252 94H253V96H254V93L252 92ZM255 94H258V93H255ZM260 94H261V92L259 93V96H260ZM2 95V94H1ZM147 95V94H146ZM175 95H177V94H173V96H175ZM229 95L232 97V105H231V107H230V112H225V109L224 110H222V109H220V110H217V111H215L214 109H218V108H216L217 106H218V104H219V102L220 101H222L223 102V99H225L226 100V98L227 97H229ZM148 96H149V94H148ZM178 96V95H177ZM258 95H257V97H259ZM69 97H71V96H69ZM182 97V98H183ZM261 97V96H260ZM259 97V98H260ZM263 97V96H262ZM16 98H19V97H17L16 96ZM113 98V99H112ZM255 98V97H254ZM264 98V97H263ZM21 99V98H20ZM108 99V98H107ZM123 99H122V101H123ZM150 99V98H149ZM261 99V98H260ZM17 100V99H16ZM23 100H24V98H23ZM125 100V99H124ZM126 100H127V97H126ZM125 100V101H126ZM186 100V99H185ZM257 100H259V99H257ZM262 100V99H261ZM22 101V100H21ZM124 101V102H125ZM165 101V100H164ZM163 101V102H164ZM167 101H168V99H167ZM171 101V100H170ZM183 101V100H182ZM264 101V100H263ZM80 102V101H79ZM134 102V101H133ZM136 102V101H135ZM166 102V101H165ZM189 104H188V103ZM193 103V105L194 104H196L197 106H198V109H199V107H200V110H197L198 112L200 111V114H201V112H204V111H208V114H211L212 113V115H213V111L214 112H217V119L214 121V119H213V122L211 121V123L210 124H201V125H198V120H196L197 118H199V116H200V114L199 113H197V116L198 117H191L190 115H192L193 114V111H195V110H193V111H191L192 109L190 108V106H192V105H190V103ZM231 102V101H230ZM248 102V101H247ZM258 102V101H257ZM256 101H255V104L257 103ZM44 103V104H45ZM71 102H69L68 103V106L66 105H64L63 106V109H67V111L68 110H70L72 107H74L75 108V104L77 103V101H76V103L74 102V105L72 106V107H70V104ZM118 103V102H117ZM122 103V102H121ZM129 103V102H128ZM168 103H170L169 101H168ZM81 103H79V105H80ZM86 104V103H85ZM125 104V103H124ZM139 104V103H138ZM231 104V103H230ZM243 104H245V103H243ZM254 103H253V107H254V105H255ZM258 104L259 103H257V106H258ZM82 105V107H83V104H81ZM133 105V104H132ZM220 105V104H219ZM260 105V104H259ZM156 106V105H155ZM196 106V107H197ZM250 106V107H249ZM65 107V108H64ZM67 107H69V109L67 108ZM78 107V104L76 105V108ZM81 107V106H80ZM84 107H87L86 105H84ZM153 107V105H151L149 108H152ZM157 107H159V106H156V109H157ZM219 107V106H218ZM247 107V106H246ZM190 108V109H189ZM65 109V110H66ZM78 109H80L79 107H78ZM77 109V110H78ZM85 109V108H84ZM83 109V110H84ZM123 109V108H122ZM159 109H160V107H159ZM162 109L164 110V107L162 106ZM193 109H194V107H193ZM254 109V108H253ZM65 110H63V112L62 111H60V112H62V115H68L67 114V112H66V114H64V112H65ZM75 110V112L77 111L76 109H74ZM83 110H81L80 109V111H78V112H76V114H80L79 112H82ZM137 110V109H136ZM153 110H155V109H153ZM255 110V109H254ZM257 110V109H256ZM255 110V111H256ZM72 113L74 112L73 111V108L70 110ZM152 111V110H151ZM71 112H68L69 113V116H70V113ZM127 112V111H126ZM148 112V111H147ZM158 112V110H156L155 112H153V113H157ZM218 112H219V114H218ZM57 113H59L58 111H57ZM136 113V112H135ZM140 113H142L143 114V112H141L140 111ZM151 113V112H150ZM149 113V114H150ZM153 113H151L152 115H151V117L149 116V119L150 118H152V119H154L155 117V115L153 114ZM195 113H196V111H195ZM194 113V114H195ZM60 114L61 113H59V116H60ZM75 113H73V115H74ZM85 114H86V112H85ZM88 114H90V113H87V117H88ZM141 114V115H142ZM203 114L205 115L206 114V112L205 113H202L201 115L203 116ZM260 114V113H259ZM81 115H82V118L84 117V115H83V113H81ZM154 115V116H153ZM190 116L191 117V119H188V116ZM211 115V116H212ZM254 115V114H253ZM253 115L251 116V118L253 117ZM258 115V114H257ZM52 116H54L53 114H52ZM76 116V115H75ZM90 116V115H89ZM140 116V115H139ZM143 116V115H142ZM187 116V117H186ZM209 116V115H208ZM259 116V115H258ZM61 117L62 116H60V119H61ZM86 117V116H85ZM158 117H156V118H158ZM210 117V116H209ZM51 118V117H50ZM54 118V117H53ZM74 118H76V117H74ZM93 117L91 116V118L89 117L88 119H92ZM107 118H108V116H107ZM136 118V117H135ZM148 118V117H147ZM155 118V119H156ZM192 118H194V120H195V122L197 123V125L196 124H194V121L192 120ZM213 118V117H212ZM264 118V117H263ZM262 118V119H263ZM55 119H56V115H55ZM62 119H65V116L64 117H62ZM61 119V120H62ZM68 119V118H67ZM66 119V120H67ZM71 119H72V117H71ZM70 118H69V120H71ZM106 119V118H105ZM105 119L103 118V120L105 121ZM140 119H142L141 117H140ZM151 119V120H152ZM154 119V120H155ZM239 119V120H238ZM60 120V122H62L64 125H65V123L63 122V121H61ZM65 120V121H66ZM72 120H74V122L77 120V119H72ZM82 119L80 118V121H81ZM85 120H86V118L85 119H83L82 121H84L85 122ZM99 120H100V118H99ZM102 120V119H101ZM136 120V119H135ZM148 120V119H147ZM147 120H146V122H147ZM207 120H211V119H208V117H207ZM248 120V121H249ZM51 121H52V119H51ZM50 121V122H51ZM54 122H55V120H53ZM52 121V122H53ZM59 121V120H58ZM78 121V120H77ZM94 121H95V119H94ZM94 121H93V123H94ZM110 121H111V119H110ZM120 121V120H119ZM122 122H123V120H121ZM198 121V122H197ZM240 121H242V119L240 120ZM245 120H243V122H244ZM251 121V120H250ZM249 121V122H250ZM253 121V120H252ZM60 122H56V124H62V123H60ZM70 122V121H69ZM87 122H89V120H87ZM95 122H97V121H95ZM108 122V121H107ZM122 122H120V123H122ZM202 122V121H201ZM242 122V123H243ZM254 122V121H253ZM68 123V122H67ZM99 123H102L101 121H99ZM108 123H110V122H108ZM107 123V124H108ZM207 123H208V121H207ZM247 123V122H246ZM252 123V122H251ZM40 124V123H39ZM75 124H76V122H75ZM74 124V126H73V128L75 129V126H77V124H78V122H77V124L75 125ZM95 124V123H94ZM94 124H90V123H85V124H80V122H79V126L78 127H80L79 128V130L80 129H82V128H84V129H92V131H94V130H98L99 129V131H100V129L102 130V128L105 126V125H107V124H104V126H103V123H102V125L101 124H96V125H94ZM123 124V123H122ZM121 124V125H122ZM253 124V123H252ZM55 125V124H54ZM61 126V127H64V130H63V132H61V133H64V137L66 138V136L68 135V134H70V135H73V134H71L72 132H70V133H68L67 135H65V133H66V131H65V127L66 126ZM126 125V124H125ZM130 125V124H129ZM128 125V126H129ZM257 125V126H256ZM264 125V124H263ZM46 126V125H45ZM53 126V125H52ZM69 126V125H68ZM98 126H100V127H98ZM103 126V127H102ZM107 126H109V125H107ZM106 126V127H107ZM124 126V125H123ZM47 127V126H46ZM51 127V126H50ZM60 127V128H61ZM77 127V128H78ZM106 127H104L105 129H107ZM111 127V126H110ZM115 129H116V127L115 126H113ZM125 127V126H124ZM131 127V126H130ZM263 127V126H262ZM76 128V129H77ZM94 128V129H93ZM96 128V129H95ZM103 128V129H104ZM109 128V127H108ZM119 128V127H118ZM136 127H134V129H135ZM139 128V127H138ZM138 128H136V130H139ZM33 129V128H32ZM32 129H30V130H32ZM49 129V128H48ZM51 129H53V127L52 128H50V130ZM55 129L56 128H54V130H53V132H56L55 131ZM75 129V130H76ZM113 130V133H114V131H116V130ZM232 129H238V130H232ZM72 130V129H71ZM70 130V131H71ZM78 129L76 130L77 132H80ZM87 130V131H88ZM96 130V131H97ZM110 130H111V128H110ZM124 130V129H123ZM243 130V131H242ZM21 131V130H20ZM19 131V132H20ZM37 131V130H36ZM52 131V130H51ZM65 131V132H64ZM76 131H74V133L76 132ZM103 131H106V130H103ZM127 131H129V130H127ZM169 131V130H168ZM244 133H242V132ZM257 131L260 133H258L257 135H256V133H257ZM48 132H49V130H48ZM48 132H47V134H48ZM53 132L51 133V134H53ZM83 132H84V130H83ZM83 132H81V133H77V134H81V135H83ZM89 132V131H88ZM126 131H124V135H125V137H124V139H126L127 140V138H126V136L128 137V136H130L129 138H130V140H132L131 139V135H128V134H126L125 133ZM249 132H248V134H249ZM32 133V132H31ZM86 133V132H85ZM84 133V134H85ZM100 133V132H99ZM101 133H102V131H101ZM111 134H112V131L110 132ZM116 133H117V131H116ZM115 133V134H116ZM123 133V132H122ZM122 133L121 132H119V135L120 136H122ZM128 133H130V131L128 132ZM28 134V133H27ZM33 134L34 133H32V136H33ZM46 134V135H47ZM77 134H74L75 136H76V138L75 139H77L78 137V135ZM93 134V133H92ZM104 134V133H103ZM105 134H107V133H105ZM115 134H114V136H115ZM118 134V133H117ZM116 134V135H117ZM34 135H36V134H34ZM45 135V139H46V137H48V136H46ZM54 135H56V134H54ZM81 135H80V138H81ZM90 135H91V133H90ZM93 135H95V137L97 136V134L96 133H94ZM92 135V136H93ZM118 135V136H119ZM133 135V134H132ZM256 135V136H255ZM13 135H11V138H13L12 137ZM30 135H21V137H19V136H16V137H18V138H15L14 137V140L12 141V145H14V146H16L17 147V149H18V147H19V149H21L22 151H19V154L20 153H22V152H27V154H28V152H33V151H31V150H33V148H30V147H32V145H31V143L36 139H34V137L33 138H31V136L29 137ZM44 136V135H43ZM62 136V135H61ZM113 136V135H112ZM117 136V137H118ZM119 136V138H123V136L122 137H120ZM248 136V135H247ZM260 136V137H261ZM1 137V136H0ZM35 137H37V135L35 136ZM41 137V136H40ZM40 137H37V139H40ZM56 137H57V135H56ZM56 137H53V138H55L56 140H58V139H60V137L58 136V139L56 138ZM63 136L61 137V139L60 140H62V138L63 139H65ZM70 136H68L67 138H66V140H62V143L64 142V143H66V142H69V140L68 139H70L69 138ZM103 137V136H102ZM109 137H110V135H109ZM109 137H107V138H109ZM136 137H137V135H136ZM4 138V137H3ZM51 137H49V138H47V139H50ZM71 138H72V136H71ZM73 138V139H74ZM84 139H89L88 137L87 138H85V137H83ZM100 138V137H99ZM146 138V137H145ZM5 139V138H4ZM36 139V140H37ZM43 137L41 138V140H45ZM82 140V143H83V141H85V140ZM110 140H111V137L109 138ZM113 139V138H112ZM116 138H114V140H115ZM133 139H134V137H133ZM150 139V138H149ZM261 139H262V137H261ZM11 140V139H10ZM35 140V141H36ZM60 140H59V142H60ZM68 140V141H67ZM72 140V139H71ZM70 140V141H71ZM107 140V139H106ZM114 140L112 141V142H114ZM138 140V139H137ZM137 140H135L136 141V143L134 142L133 144H135L134 145V147L136 146V144H137ZM146 139H144V141H145ZM251 140H252V138H251ZM1 141H3V140H1ZM5 141V140H4ZM3 141V142H4ZM7 141V140H6ZM9 141V140H8ZM7 141V142H8ZM49 141V140H48ZM52 141V140H51ZM77 141H78V139H77ZM80 141H81V139H80ZM89 141V140H88ZM92 140H90V142H91ZM95 141V140H94ZM120 141H122V144H126V143H123V139L122 140H119V142ZM128 141V140H127ZM133 141V140H132ZM11 142V141H10ZM58 142V141H57ZM57 142H55V144L57 143ZM88 143V145H86L87 146V148H84L85 149V151L87 152V151H90V152H95V149H96V147L98 146V144L99 143H96V142H91V143ZM100 143H101V141H99ZM111 142V143H112ZM117 142H118V140H117ZM116 142V143H117ZM119 142H118V144H119ZM126 142V141H125ZM142 142V141H141ZM256 142V141H255ZM254 142V143H255ZM14 143V144H13ZM61 142H60V144H57L59 147H60V145L62 144ZM75 143H76V141H75ZM80 143V142H79ZM79 143H76V145L77 144H79ZM116 143H113V144H116ZM130 144V141L129 142H127V144ZM132 143V142H131ZM250 144L251 143H253V141L252 142H249ZM35 144V143H34ZM33 144V145H34ZM71 144H74L73 143V141H72V143ZM105 144H107V143H105ZM104 143H101V146H103L104 148H106V149H104V150H108V148L107 147H110V152H112L113 153V151H114V149H113V151H111V146L112 145H105ZM118 144H116L117 145V147H118ZM129 144L127 145V146H129ZM152 142H149V141H145V142H143L142 143V146H143V150H145L144 148H147V151H148V149L149 148H151L152 147ZM11 144H10V146L9 147H11L12 146ZM31 145V146H30ZM40 145H42V143L40 144ZM39 144H38V146H40ZM46 145V144H45ZM44 145V147L42 146L41 147V150H42V152L41 153H43L42 155L43 156H45V161H46V157H48V158H52V159H54L53 157H56L57 155H60V157H61V155L62 154H64V152H66L65 150H66V148H67V145H66V148L65 149H59V147H57V146H53L52 147V149L51 148H49V146L48 147H46ZM53 145V144H52ZM100 145V144H99ZM115 145V146H116ZM258 145V144H257ZM256 145V146H257ZM14 146H12V147H14ZM35 146H36V144H35ZM34 146V147H35ZM63 146H64V144H63ZM71 146H73V145H71ZM70 145L68 146V148H67V150L68 149H70V150H72V147H71ZM81 146V145H80ZM124 146V145H123ZM126 146V145H125ZM140 145H137L136 147H139ZM11 147V148H12ZM69 147H71V148H69ZM77 147H79L78 145H77ZM82 147H83V145L80 147L81 149H82ZM84 147H85V143H84ZM120 147H121V145H120ZM120 147H118V151H119V149H120ZM129 147H133V145L131 146V144H130V146ZM133 147V148H134ZM258 147V146H257ZM64 148V147H63ZM124 148V147H123ZM127 148V147H126ZM260 148V147H259ZM9 149V148H8ZM36 149H37V146H36ZM35 148H34V150H36ZM74 149H76V148H74ZM125 149V148H124ZM138 149V148H137ZM153 149V148H152ZM175 149V148H174ZM173 149V150H174ZM15 150V149H14ZM46 150L47 151H49V153L48 152H46ZM69 150V151H70ZM83 150V149H82ZM117 150H116V152H117ZM121 150V149H120ZM131 150H132V148H131ZM134 150V149H133ZM140 150V149H139ZM154 150H155V148H154ZM36 151H39L38 149L36 150ZM130 151V150H129ZM136 151V150H135ZM142 151V150H141ZM140 151V152H141ZM260 151V150H259ZM262 151V150H261ZM18 152V151H17ZM35 152V151H34ZM80 152V151H79ZM82 152V151H81ZM84 152V151H83ZM89 152V153H90ZM103 152H106V151H103ZM109 154H110V152L109 151H107ZM115 152V151H114ZM36 153V152H35ZM46 153H48L47 155H46ZM96 153V152H95ZM108 153H106V154H108ZM119 153V152H118ZM130 152H128V155H130L129 154ZM257 153V154H256ZM81 154V153H80ZM83 154V153H82ZM92 155L94 154V153H91ZM108 154V155H109ZM115 154H117V153H115ZM135 154V153H134ZM158 154V153H157ZM261 154V153H260ZM7 155H8V153H7ZM28 155H30L29 157H31V155H33V153H29ZM73 155H75V154H73ZM98 155V154H97ZM113 156L114 154H110L109 156ZM137 155H139V153L137 154ZM141 155V154H140ZM206 155V154H205ZM241 155V156H240ZM11 156V155H10ZM13 156V155H12ZM18 156V155H17ZM50 156V157H49ZM81 156V155H80ZM111 156V157H112ZM126 155H125V153L124 152H120L119 154H117V156L115 155V156H113L114 157V159H113V157H112V159H113V164H115V162L117 161L118 162V160L121 158V157H125ZM131 156V155H130ZM169 156V155H168ZM174 155H171V158H169V157H167L166 156V158H169L170 159V161H172L171 159H172V157H173ZM185 156V155H184ZM260 156V155H259ZM23 157V156H22ZM79 158V162H80V158L81 157H79V155L78 154H76L75 155V158ZM157 158H158V156H156ZM175 157V156H174ZM182 157V156H181ZM198 157V156H197ZM197 157H194V156H186V157H183V159L185 158V163L187 164V162H190L191 160H193V159H197ZM199 157H200V155H199ZM203 158L205 157V156H202ZM202 157H201V159H202ZM27 158H28V156H27ZM44 158V157H43ZM84 157H82V159H83ZM126 158V157H125ZM135 158V157H134ZM138 158V157H137ZM148 158V157H147ZM155 158V157H154ZM165 158V159H166ZM176 158V157H175ZM175 158H173L174 159V161L175 160H179V163H180V159L177 157V159H175ZM206 158V157H205ZM156 159V158H155ZM154 159V160H155ZM165 159H162V161L160 162V158H159V162L160 163H162ZM183 159H182V161H183ZM29 160V159H28ZM31 161H33L32 160V158L30 159ZM78 160V159H77ZM130 161H129V163L128 162H126V164H128L127 165V167H128V169H129V171H130V173L132 172V170L134 169L133 167H136L135 166V164H136V162H138L136 159L134 160V159H132V158H130L129 159ZM149 160V161H148ZM153 160V161H154ZM157 160V159H156ZM24 161V160H23ZM90 161V160H89ZM112 161V160H111ZM111 161H108V162H110V164H111ZM147 161L148 162H150V161H152V159L150 160L149 158L148 159H145V161H142V163H147ZM166 161H168V159H166L165 160V163L163 162V164H167V166L169 165V163H166ZM177 161L176 162H174V163H170V165H173V164H176L177 163ZM181 161V162H182ZM196 161V160H195ZM22 162V161H21ZM51 162H52V160H51ZM117 162H116V164H117ZM122 162V161H121ZM141 162V161H140ZM192 162V161H191ZM194 162V161H193ZM192 162V163H193ZM197 162V161H196ZM224 162V163H225ZM119 163V162H118ZM123 163V162H122ZM153 163V162H152ZM183 163V162H182ZM192 163H190L191 165H192ZM25 164V163H24ZM54 164H55V162H54ZM125 164V163H124ZM124 164H122L123 166H125ZM139 164V163H138ZM149 164V163H148ZM163 164H162V166H163ZM51 165H52V163H51ZM79 165H80V163H79ZM82 165V164H81ZM118 165V164H117ZM147 165V164H146ZM150 165V164H149ZM149 165L148 166H145L144 168H146L147 167V169H148V167H149ZM153 165V164H152ZM152 165H150L151 167H152ZM164 165V166H165ZM170 165L168 166V167H170ZM207 165V164H206ZM205 165V166H206ZM225 165V164H224ZM53 166H55V165H52V167ZM72 166V165H71ZM112 166V165H111ZM116 166V165H115ZM155 166V165H154ZM153 166V167H154ZM158 166H159V164H158ZM158 166H155V168L156 167H158ZM161 166V165H160ZM162 166L161 167H158L159 169H161L162 168ZM208 166V165H207ZM210 166V165H209ZM208 166V167H209ZM58 167V166H57ZM109 168H110V166H108ZM117 167V166H116ZM143 167V166H142ZM152 167V168H153ZM219 167H221V166H218V171L217 172H219ZM50 168V167H49ZM54 168V167H53ZM52 168V169H53ZM68 168V167H67ZM137 168V167H136ZM151 169V170H154V172L155 171H157V169ZM211 168V166L208 168V169H210ZM2 169V168H1ZM27 169V168H26ZM58 169V168H57ZM74 169V168H73ZM72 169V170H73ZM113 169V168H112ZM146 169V170H147ZM164 169V168H163ZM207 169V168H206ZM212 169V168H211ZM214 169V168H213ZM215 169H217V167H215ZM118 170V169H117ZM136 170V169H135ZM134 170V171H135ZM121 171H122V169H121ZM213 171V170H212ZM211 171V172H212ZM216 171V170H215ZM2 172V171H1ZM53 172V171H52ZM60 172H62V170L60 171ZM70 172L71 171H69V174H70ZM125 172V171H124ZM126 172H127V170H126ZM142 172V171H141ZM146 172H148V171H146ZM150 172V171H149ZM148 172V173H149ZM214 172V171H213ZM222 172H220L221 174H222ZM50 173H51V171H50ZM54 173H56V171L54 172ZM72 173V172H71ZM138 173H140L139 171H138ZM148 173H146V174H148ZM153 173V172H152ZM11 174V173H10ZM63 175H64V173H62ZM111 174H112V172H111ZM122 174H125V173H122ZM128 174V173H127ZM143 174V173H142ZM222 174V175H223ZM71 175V174H70ZM69 175V176H70ZM129 175V174H128ZM128 175H126V176H128ZM53 176V175H52ZM65 176V175H64ZM68 176V177H69ZM122 176V175H121ZM125 176V175H124ZM125 176V177H126ZM224 176V177H225ZM12 177V176H11ZM50 177H51V175H50ZM49 177V178H50ZM58 177H61L62 179H64V178H66V176L63 178V176L62 175H58ZM67 177V178H68ZM71 177H72V175H71ZM132 177V176H131ZM2 178H3V176H2ZM1 178V179H2ZM48 177H47V179H49ZM56 178V177H55ZM66 178V179H67ZM73 178V177H72ZM78 178V177H77ZM81 178V177H80ZM124 178V177H123ZM122 178V180H125V179H123ZM127 178V177H126ZM51 179V178H50ZM60 179V178H59ZM62 179H60L61 181H62ZM66 179H65V181H66ZM69 179V181L71 182V179L70 178H68ZM133 179V178H132ZM225 179H226V177H225ZM13 180H15L14 178H13ZM41 180V179H40ZM83 180V179H82ZM114 180H116V179H114ZM122 180H120L119 179V181H120V183L122 182ZM6 181V180H5ZM19 181V180H18ZM64 181V182H65ZM75 181H77V180H75ZM86 181V180H85ZM85 181H84V183H85ZM105 181H107V180H105ZM110 181V180H109ZM118 181V182H119ZM15 182V181H14ZM49 182V181H48ZM53 182V181H52ZM54 182H55V180H54ZM57 182H58V180H57ZM60 182V181H59ZM58 182V183H59ZM79 182V181H78ZM90 182V181H89ZM128 182V181H127ZM127 182H125L124 181V183H127ZM142 182V181H141ZM229 182V181H228ZM58 183H57V185H58ZM74 183V182H73ZM77 183V182H76ZM80 183V182H79ZM83 183V184H84ZM95 183V182H94ZM99 183V182H98ZM105 183V182H104ZM119 183V184H120ZM230 183V182H229ZM10 184V183H9ZM66 184H68V183H66ZM71 184V183H70ZM75 184V183H74ZM74 184H72V185H74ZM23 185V184H22ZM49 185V184H48ZM52 185V184H51ZM55 185V184H54ZM59 185H62V183L60 182V184ZM77 185V184H76ZM85 185H87V183L85 184ZM92 185H93V183H92ZM120 185H122V184H120ZM130 185V184H129ZM221 185V184H220ZM7 186V185H6ZM9 186V185H8ZM11 186V185H10ZM16 186V185H15ZM79 186V185H78ZM81 186V185H80ZM91 186V185H90ZM94 186V190L96 191V189H95V185H93ZM105 186V185H104ZM115 186V185H114ZM118 186V185H117ZM222 186V185H221ZM16 187H19V186H16ZM15 187V189H18V188H16ZM39 187V186H38ZM52 187V186H51ZM55 187H57V186H55ZM67 187V186H66ZM69 187V186H68ZM72 187V186H71ZM76 188L75 189H77V186H75ZM89 187V186H88ZM116 187V186H115ZM121 187V186H120ZM3 188V187H2ZM11 188V187H10ZM59 188H61L60 186H59ZM58 188V189H59ZM80 188V187H79ZM83 188V187H82ZM93 188V187H92ZM97 188L99 189L100 187H98V185H97ZM113 188V187H112ZM4 189H6V188H4ZM3 189V190H4ZM8 189V188H7ZM13 189V188H12ZM47 189H48V187H47ZM66 189V188H65ZM84 189H86V188H84ZM97 189V190H98ZM103 189V188H102ZM9 190V189H8ZM18 190H20V189H18ZM22 190H23V188H22ZM21 190V191H22ZM51 192L54 190L53 188H51V189H49ZM56 190L57 189H55L54 190V192H56ZM66 190H68V189H66ZM71 190V189H70ZM113 190H115V188L114 189H112V192H113ZM118 190V189H117ZM230 190V189H229ZM228 190V191H229ZM2 191V190H1ZM0 191V192H1ZM24 191V190H23ZM48 191V190H47ZM60 191V190H59ZM63 191V190H62ZM82 191H84V190H82ZM81 191V192H82ZM85 191H87V189L85 190ZM84 191V193H86ZM95 191H93V193L95 192ZM227 191V190H226ZM13 192H15V191H13ZM16 192H17V190H16ZM20 192V191H19ZM38 192V191H37ZM44 192V191H43ZM51 192H48V193H51ZM81 192H79V194L81 193ZM88 192V191H87ZM92 192V191H91ZM233 192H232V194H233ZM261 192V193H260ZM21 194H22V192H20ZM36 193V192H35ZM46 193V192H45ZM63 198H64V196L60 193V192H58ZM63 193V192H62ZM68 193V195L67 196H69V194L71 193V192H67ZM96 193V192H95ZM102 193V192H101ZM104 193V192H103ZM115 193V192H114ZM230 193V192H229ZM228 193V196L230 195ZM246 193H247V195H246ZM248 193H249V196H248ZM260 193V194H259ZM9 194V193H8ZM14 193H12V195H13ZM24 194V193H23ZM34 194V193H33ZM59 194H57V192L56 193H54L53 195L55 196H57L58 195V197L60 196ZM74 194H76V192L74 193ZM74 194L72 193V195L74 196ZM78 194V193H77ZM76 194V195H77ZM87 194H89V193H86V194H84V197L86 198V196H87V198L86 199H88L89 198V196L90 195H87ZM97 194H99V193H97ZM111 194V193H110ZM258 194L261 196V197H259L258 196ZM1 195H3V193L1 192ZM16 195H17V193H16ZM39 195V194H38ZM45 195V194H44ZM43 195V196H44ZM66 195V194H65ZM81 196H82V194H80ZM102 195H104V194H102ZM105 195H107V194H105ZM113 195V194H112ZM7 196V193H4V196H2V198L4 197H6ZM9 196H10V194H9ZM14 196V195H13ZM13 196H11V198L13 197ZM20 196H22V195H20ZM46 196V195H45ZM81 196L79 197V195H78V199L79 198H81ZM97 196H99V195H93L92 194V197H97ZM101 196V195H100ZM18 197V196H17ZM27 197V196H26ZM52 197V196H51ZM72 197V196H71ZM71 197H70V199H71ZM76 197V196H75ZM92 197L90 196V199L92 200V201H94V200H96V201H98L97 199H92ZM104 197V196H103ZM258 197V198H257ZM2 199V200H5V199ZM8 198V197H7ZM10 198V197H9ZM13 198H15V197H13ZM20 198V197H19ZM19 198H16V199H19ZM55 198V197H54ZM109 198H111V196L109 197ZM116 198V197H115ZM251 198H252V201H251ZM22 199V198H21ZM48 199V198H47ZM46 199V200H47ZM53 198H51V200H52ZM59 199H61V198H59ZM58 199V200H59ZM77 199V198H76ZM81 199H83V198H81ZM89 199V200H90ZM112 199V198H111ZM110 199V200H111ZM1 200V199H0ZM9 200V199H8ZM12 200V199H11ZM13 200H15V199H13ZM50 200V201H51ZM69 200V199H68ZM236 200V199H235ZM263 200H264V198H263ZM262 200V201H263ZM53 201V200H52ZM51 201V202H52ZM64 201V200H63ZM66 201V200H65ZM79 201V200H78ZM257 201V202H258ZM7 202V201H6ZM9 202L10 203H12L10 200H9ZM15 201H13V205H11L12 207L11 208H7V204H9V203H7L5 206L6 207H4L5 209H2V210H4V212L7 214V216L9 217L8 218V220L10 219L12 222H14L13 223V225L15 224V221L17 220V216H18V213L20 212V211H18L19 210V208H17L16 206H15V204H16V202L14 203ZM50 202V204H52ZM111 202V201H110ZM113 202H114V200H113ZM112 202V203H113ZM17 203H19L18 205L20 206V204H21V201H17ZM31 203V202H30ZM95 203H97V202H95ZM227 203H230V200L229 201H227ZM258 203H260V202H258ZM5 204V203H4ZM4 204H3V206H4ZM23 204V203H22ZM59 204V203H58ZM100 204V203H99ZM108 204V203H107ZM107 204H105L107 207H110L109 205H107ZM114 204V203H113ZM261 204H263L264 205V202L263 203H261ZM17 205V204H16ZM48 205V204H47ZM60 205V204H59ZM62 205V204H61ZM2 206V207H3ZM9 206V205H8ZM25 206V205H24ZM26 206H27V204H26ZM33 205H31V207H32ZM35 206V205H34ZM56 206V205H55ZM92 206V205H91ZM96 206V205H95ZM228 206V205H227ZM252 206H253V208H252ZM10 207V206H9ZM23 207V206H22ZM45 207V206H44ZM49 207H50V205H49ZM51 207H54L53 205L51 206ZM260 206L258 205V208H259ZM261 207L263 208L264 206H262L261 205ZM260 207V208H261ZM30 208V207H29ZM111 208V207H110ZM256 208H257V206H256ZM27 209H28V207H27ZM37 209V208H36ZM90 209V208H89ZM114 209H115V207H114ZM114 209H112L113 210V212H114ZM202 209V208H201ZM200 209V210H201ZM203 209H204V211H205V213H207L206 214V217H207V215L208 216H210V222L211 223H213L212 221L214 220V222L216 223V222H218V221H221V220H219L218 219V221H216L215 220V218L217 217V215H221V213L224 215V213L225 212H219V210H211V209H209V208H207V207H203ZM202 209V210H203ZM20 210H21V207H20ZM31 210H32V208H31ZM109 210V209H108ZM111 210V209H110ZM201 210V211H202ZM263 210V209H262ZM30 211V210H29ZM204 211H202V212H204ZM228 211V210H227ZM257 211H259V210H257ZM4 212H3V214H4ZM22 212H26V209H25V207H24V210L22 211ZM47 212V211H46ZM106 212V211H105ZM109 212V211H108ZM234 212H236V213H234ZM256 212V213H255ZM29 213V212H28ZM86 213V212H85ZM103 213H104V211H103ZM204 213V214H205ZM220 213V214H219ZM5 214V215H6ZM20 214H22L21 216H23V213H20ZM19 214V215H20ZM24 214H26V213H24ZM106 214V213H105ZM203 214V215H204ZM228 213H225V215H226V217L228 216L229 217V215H227ZM27 215V214H26ZM25 215V216H26ZM100 215V214H99ZM99 215L97 214V216L99 217ZM102 215V214H101ZM109 215V214H108ZM107 215V216H108ZM110 215H112L113 217L115 216V214L113 215L112 213L110 214ZM212 215V216H211ZM213 215H216V217H214V219H213ZM223 215L221 216L222 218H223ZM231 215V216H232ZM118 216H120V215H118ZM205 216V215H204ZM204 216H203V218H204ZM6 217V216H5ZM212 217V218H211ZM20 218V217H19ZM24 218V217H23ZM91 218V217H90ZM89 218V219H90ZM233 218H230V219H233ZM207 219H205L204 221H203V223H206V222H209V221H207ZM86 220V219H85ZM84 220V221H85ZM212 220V221H211ZM19 222H20V220H18ZM17 221V222H18ZM87 221V220H86ZM94 221V220H93ZM228 221V220H227ZM22 222V221H21ZM90 222V221H89ZM103 222V221H102ZM92 224H93V222H91ZM95 223V222H94ZM98 223H99V221H98ZM210 223V224H211ZM214 223V224H215ZM220 223V222H219ZM218 223V226L220 225ZM89 224V223H88ZM126 224V223H125ZM217 224V223H216ZM22 225H23V223H22ZM100 225V224H99ZM196 225V224H195ZM209 225V223L208 224H206L205 226H208ZM213 225V224H212ZM17 226V225H16ZM90 226V225H89ZM109 226V225H108ZM199 226V225H198ZM204 226V227H205ZM215 226V225H214ZM15 227V226H14ZM91 227V226H90ZM95 227H97V226H95ZM109 227H111V226H109ZM127 227V226H126ZM211 227V226H210ZM209 227V228H210ZM213 227V226H212ZM120 228V227H119ZM92 228H90V230H91ZM95 229V228H94ZM172 231V230H171ZM118 232V231H117ZM179 232V231H178ZM186 233V232H185ZM219 234V235H218ZM221 234V235H220ZM59 235V234H58ZM225 235V236H224ZM48 236V235H47ZM186 236H188V237H186ZM42 237H45V236H42ZM223 237H224V239H223ZM59 238V237H58ZM62 238H60L59 240H61ZM184 239V240H183ZM214 239V240H213ZM44 240V239H43ZM157 240V239H156ZM210 240H212V241H210ZM57 241V240H56ZM155 241V240H154ZM167 241V240H166ZM180 241L181 240H179V244H180ZM209 241V242H208ZM227 241H229L228 243H227ZM234 241H236V242H234ZM58 242V241H57ZM63 242V241H62ZM168 242H170V241H168ZM177 241H175V243H176ZM205 242H206V244H205ZM208 242V243H207ZM218 242V243H219ZM225 242V241H224ZM64 243V242H63ZM62 243V244H63ZM171 243V242H170ZM175 243H173V244H175ZM178 243V242H177ZM202 243V244H203ZM219 243V244H220ZM169 244V243H168ZM172 244V243H171ZM178 244V245H179ZM214 244V243H213ZM217 244V243H216ZM218 244V245H219ZM175 245H177V244H175ZM217 245V246H218ZM173 245H171V247H172ZM180 246V245H179ZM181 246H183V243H182V245ZM210 246H211V248L213 247V249L214 248H217V246L216 245H211V243H210ZM210 246H209V248H210ZM216 246V247H215ZM219 246H221V245H219ZM61 247V246H60ZM167 247V246H166ZM175 247V246H174ZM172 248L174 251H176V257H174L173 259H175V258H177L178 257V255H179V258H180V256H182V258L184 257L183 255L185 254L186 255V253L187 252H184V253H182L183 252V250H182V252H181V249L183 248H178L177 249V247H175V248ZM189 247V248H190ZM55 248H56V246H55ZM185 249H186V247H184ZM183 248V249H184ZM205 248H207V246H204L203 247V245H202V249L204 250ZM210 248V249H211ZM235 248V249H234ZM175 249H177V250H175ZM223 249V248H222ZM51 251H52V249H50ZM169 250V249H168ZM226 250H224V251H226ZM236 252H235V251ZM64 251H66V250H64ZM62 249H57L56 251H55V256H56V254H57V257H59V258H61V259H64L65 260V263L64 264H74L73 262H72V257L70 258L71 259V261H70V259H69V257L71 256H69V254H67L66 252H64ZM174 251H173V254L171 253L170 255L168 254V256H170L169 258L171 259V257L175 254L174 253ZM186 251V250H185ZM187 251H189V249L187 248ZM211 251V250H210ZM214 251V250H213ZM212 251V252H213ZM231 251L233 252V253H236V256H234V254H231ZM54 252V251H53ZM53 252H52V254H53ZM170 252H171V250H170ZM169 251H168V253H170ZM200 252V251H199ZM201 252H203V251H201ZM200 252V253H201ZM182 253V254H181ZM188 254V253H187ZM166 255V254H165ZM172 255V256H171ZM198 255H199V253H198ZM228 256L227 258H225V256ZM54 256V255H53ZM196 256V255H195ZM202 256V254L200 255V257ZM167 257V256H166ZM199 257V256H198ZM230 257V258H229ZM163 258V260H164V257H162ZM181 258V259H182ZM193 258L195 259L196 257H194L193 256ZM202 258H203V256H202ZM206 258V257H205ZM167 260H168V258H166ZM165 259V260H166ZM178 259V258H177ZM181 259L179 260V261H181ZM241 259H242V262H241ZM164 260V261H165ZM176 260V259H175ZM175 260H173V261H175ZM185 260V257L183 258V260L180 262V263H182L183 261ZM197 260H198V258H197ZM158 261V260H157ZM162 261V260H161ZM172 261V259H171V262H173ZM177 261V260H176ZM179 261H177L178 262V264H179ZM186 261V263H188L187 262V260H185ZM194 262L192 263V264H194V263H196L195 261L196 260H193ZM222 261V262H223ZM236 261V260H235ZM62 262H64L63 260H62ZM167 262H170L169 260L168 261H165L164 263L166 264ZM171 262L169 263V264H171ZM94 263V262H93ZM163 263V262H162ZM163 263V264H164ZM174 264H175V262H173ZM189 263H191V262H189ZM226 263V262H225ZM231 263V262H230ZM87 264V263H86ZM160 264V263H159ZM177 264V263H176ZM227 264V263H226Z\"/></svg>", "mask_w": 264, "mask_h": 264}, {"label": "built area", "instance_id": "3", "mask_svg": "<svg viewBox=\"0 0 264 264\" xmlns=\"http://www.w3.org/2000/svg\"><path fill=\"white\" fill-rule=\"evenodd\" d=\"M199 42H200L199 45L202 51L207 56V62L205 63V67H204V74L208 75L210 71L212 70V68L214 67V63H213L214 52L213 51L218 48L220 43H217L215 41L214 42L207 41L205 39H201Z\"/></svg>", "mask_w": 264, "mask_h": 264}]
</instances>
